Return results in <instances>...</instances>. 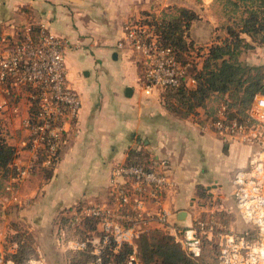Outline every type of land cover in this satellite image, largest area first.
<instances>
[{
	"label": "crops",
	"instance_id": "0c3cea01",
	"mask_svg": "<svg viewBox=\"0 0 264 264\" xmlns=\"http://www.w3.org/2000/svg\"><path fill=\"white\" fill-rule=\"evenodd\" d=\"M214 5V0H0V51L40 27L67 39L66 78L81 100L77 116L64 124L63 143L51 172L45 174V166L38 161L16 185L15 193L6 190L10 178L5 183L4 198L13 202L12 214L32 235L38 253L42 254L40 240L52 242L50 232L58 216L107 204L111 168L138 157L144 165L151 157L169 160V183L161 204L169 228L187 226L210 213L233 216L223 221L228 228H245L235 213L232 179L248 166L256 146L221 136L211 127L210 113L226 96L211 95L194 114L171 112L165 106L163 88H145L140 57L116 48L126 22L185 7L198 15L187 39L193 43L191 55L199 68L209 47L226 37L225 31H218L224 17L211 15ZM242 36L253 48L244 49L250 51H243L240 60L264 66V45ZM5 98L0 95V105ZM9 103L2 105L0 114L7 107L10 119L18 117L19 100ZM25 113L26 118L28 109ZM2 123L7 128L10 120L8 125ZM8 143L16 147L15 141ZM23 145V141L17 143L12 167L34 160L33 151ZM155 208L153 203L146 204L149 211ZM181 211L186 217L178 220ZM153 229L163 231L157 222L150 224L149 230Z\"/></svg>",
	"mask_w": 264,
	"mask_h": 264
},
{
	"label": "built area",
	"instance_id": "2783aa9c",
	"mask_svg": "<svg viewBox=\"0 0 264 264\" xmlns=\"http://www.w3.org/2000/svg\"><path fill=\"white\" fill-rule=\"evenodd\" d=\"M149 19L144 15L126 22L116 48L128 49L140 57L146 89L176 87L181 79L193 87L196 82L187 72L188 65L180 63L170 47L159 44L154 25L145 22ZM68 47L67 39L40 27L35 39L28 33L14 46L0 51V91L26 85L34 90L33 98L37 100V119L27 128L34 160L23 167L13 166L16 174L10 177L6 189L11 193L38 161L53 167L63 143L64 124L74 119L81 107L79 94L66 78ZM225 110L222 103L211 122L213 130L257 146L247 168L238 170L232 179L235 209L245 228L231 230L213 213L187 226L169 228L161 205L169 183V160L151 157L147 165L128 161L111 168L108 203L74 213L80 221L86 216L95 217L96 229L67 240L66 249L84 257L83 264H112L104 262L107 252H117L126 243L132 246L128 264H138L136 241L149 231L152 222H157L194 259L202 254L205 240L218 239L216 264H264V93L253 97L244 120L228 119ZM147 203L155 204V210H147ZM17 249L16 242H8L0 234V264H49L38 252L18 262L13 257Z\"/></svg>",
	"mask_w": 264,
	"mask_h": 264
},
{
	"label": "trees",
	"instance_id": "16d2710c",
	"mask_svg": "<svg viewBox=\"0 0 264 264\" xmlns=\"http://www.w3.org/2000/svg\"><path fill=\"white\" fill-rule=\"evenodd\" d=\"M214 1L221 3L222 14L226 17V21L219 26L225 31L226 37L220 44L209 47L199 68L191 55L193 43L187 39L190 24L198 19L193 10L174 7L169 13H163L160 17L148 15L150 19L145 20L149 25H154L159 44L170 47L176 59L188 65L187 72L196 82L193 87H188L186 80L181 79L178 86L166 87L163 100L169 111H181L182 116H187L203 107L211 95H225L222 103L226 105V117L244 120L253 97L264 93V66H254L240 60L244 49L253 48L252 43L242 35L264 45V0ZM37 33V29H32L34 39ZM29 104L28 120L33 123L37 119V100L33 99ZM217 109L210 113L212 120L215 119ZM16 155V147L6 141L0 126V171L6 179L16 174L15 168L11 166ZM132 161L142 163L140 157ZM50 172V169H44L45 174ZM96 224L95 217H84L78 224L80 236L95 230ZM7 241L17 243L18 249L13 257L18 262L37 254L32 246V236L25 230H16ZM131 253L132 246L124 243L117 252L108 251L104 262L128 264ZM201 255L196 259L190 257L173 236L159 229L149 230L136 241L138 264H203Z\"/></svg>",
	"mask_w": 264,
	"mask_h": 264
},
{
	"label": "rangeland",
	"instance_id": "374dc122",
	"mask_svg": "<svg viewBox=\"0 0 264 264\" xmlns=\"http://www.w3.org/2000/svg\"><path fill=\"white\" fill-rule=\"evenodd\" d=\"M223 9L221 8V3L215 1V5L211 10V15L215 17H220L222 19V14ZM224 17V16H223ZM226 21V17H224V21L218 23L219 26L223 24V22ZM231 22V21H230ZM233 24V22H231ZM218 31H221V28H218ZM245 51H250V50H245ZM244 63H249V61H242ZM251 62V61H250ZM247 63V64H248ZM0 95L2 97H6V101L0 105V108L2 105H7L10 106L12 105L9 103L11 100H19V104L16 105L19 107L18 112V117L11 118L10 115L7 116V112L10 110L7 109V107L3 108V111H1L0 114V126L2 129V132L7 138L8 142H11L13 144V141L16 142V147L18 142H24V145L22 148H30L29 146V132L25 131L24 129L28 128L31 123H29L28 117L25 118L26 113L25 111L28 109V107L31 105L29 104L31 100H33V95H34V90L26 85L22 86H11L5 90L0 91ZM17 96V97H15ZM8 102V103H7ZM11 112V111H9ZM15 119V120H14ZM10 120V125L7 124V121ZM4 121L9 127L5 128L3 127ZM23 125V127H22ZM10 131H9V130ZM21 145H18L20 148ZM257 147V146H256ZM58 159V158H57ZM47 170L50 168L48 166L45 167ZM44 168V169H45ZM247 168V167H246ZM43 169V170H44ZM245 169V168H244ZM7 179L5 177V174L0 171V234L4 237H6V240L9 239L15 232L16 230H25L21 223L18 221V219L12 214L14 212V206L13 202H8L5 198L4 195L5 193V183ZM236 213V211H235ZM76 214H66V215H61L56 218V223L54 224V230L52 233V242L47 243L44 240H40L39 244L41 246L39 247V250L43 254V256L46 258L49 264H83L85 261L84 257L79 256L78 254H73L69 250L66 249V241L70 239H77L80 237V232L78 231V224H80V220L76 219ZM231 215H224L220 216V220L224 224L230 221L233 216L229 217ZM203 217V216H202ZM227 226V224H225ZM231 230H235L230 227ZM27 232H29L27 230ZM30 234V233H28ZM31 235V234H30ZM32 236V235H31ZM30 240V238H29ZM32 246L34 250L37 252L38 247L36 246V241L32 237ZM54 240V241H53ZM219 241L218 239H214L211 241L205 240L204 245H203V251L201 255V260L203 261V264H216V256L218 252V245Z\"/></svg>",
	"mask_w": 264,
	"mask_h": 264
},
{
	"label": "water",
	"instance_id": "95a60500",
	"mask_svg": "<svg viewBox=\"0 0 264 264\" xmlns=\"http://www.w3.org/2000/svg\"><path fill=\"white\" fill-rule=\"evenodd\" d=\"M126 90H129V88H127ZM185 217H186V212L181 211L177 218L178 220H183Z\"/></svg>",
	"mask_w": 264,
	"mask_h": 264
}]
</instances>
